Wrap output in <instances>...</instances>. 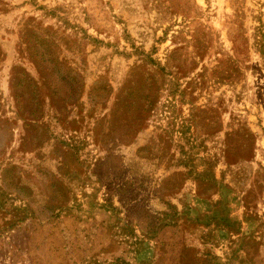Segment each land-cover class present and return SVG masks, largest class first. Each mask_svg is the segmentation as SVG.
Listing matches in <instances>:
<instances>
[{
	"label": "rangeland",
	"instance_id": "rangeland-1",
	"mask_svg": "<svg viewBox=\"0 0 264 264\" xmlns=\"http://www.w3.org/2000/svg\"><path fill=\"white\" fill-rule=\"evenodd\" d=\"M0 264H264V0H0Z\"/></svg>",
	"mask_w": 264,
	"mask_h": 264
}]
</instances>
